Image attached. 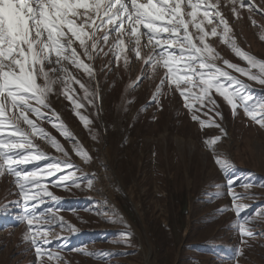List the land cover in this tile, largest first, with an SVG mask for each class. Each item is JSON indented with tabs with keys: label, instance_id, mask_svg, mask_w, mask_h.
<instances>
[{
	"label": "snow or ice",
	"instance_id": "1",
	"mask_svg": "<svg viewBox=\"0 0 264 264\" xmlns=\"http://www.w3.org/2000/svg\"><path fill=\"white\" fill-rule=\"evenodd\" d=\"M231 31L219 4L211 0H0V175L15 177L18 188V199L0 205V216L15 213L18 223L26 224L23 241L34 251L33 264H60L59 249L67 238H50L55 228L78 231L58 216L60 198L50 186L68 189L84 184L91 189L95 179L74 163L73 154L86 162L92 157L52 107L50 97L63 95L95 140L104 90L93 62L101 53L105 57L111 53L113 60L123 58L127 66L129 55L134 54L137 61L142 60L145 73L159 78L157 94L152 97L157 104L161 89L167 88L179 94L191 119L201 128L215 126L224 131L209 115L222 120V106H228L234 117L242 111L264 127V92L257 97L241 78L264 85V59L241 49ZM217 36L246 66L225 58L209 43V37ZM111 63L105 65L108 72ZM70 67L82 70L87 79L74 76ZM141 79L137 77V82ZM47 125L63 137L67 147ZM219 139L205 140L225 174L221 191L209 202L224 194L230 197L231 205L214 215L233 211L236 220L229 227L247 244V238L255 235L254 223L264 221V209L253 217L241 215L250 207L244 201L251 197L235 191L237 178L230 174L234 165L213 147ZM41 141L59 155L46 153ZM89 210L107 222L123 225L122 238L133 236L131 225L107 200L93 201ZM54 239L61 243L49 250ZM79 251L86 256L101 255L85 248Z\"/></svg>",
	"mask_w": 264,
	"mask_h": 264
},
{
	"label": "rangeland",
	"instance_id": "2",
	"mask_svg": "<svg viewBox=\"0 0 264 264\" xmlns=\"http://www.w3.org/2000/svg\"><path fill=\"white\" fill-rule=\"evenodd\" d=\"M211 2L219 4L238 46L264 59V0ZM217 31H222V26ZM209 43L225 58L246 66L219 36L209 37ZM109 60L111 72L105 67ZM93 67L104 90L95 140L63 95L50 97L52 107L92 157L86 162L73 154L74 163L83 174L95 176L91 189L84 184L80 188H49L60 198L58 216L78 230L57 227L51 234L50 238H67L59 249L60 264H264V221L254 223L255 235L243 244L238 232L229 227L235 224L234 212L214 215L230 206L231 200L224 194L209 202L221 191L225 174L215 163L212 149L205 145L206 139L220 137L213 147L234 165L230 174L237 178L235 191L251 197L244 201L250 207L241 215L253 217L264 209V127L242 111L234 117L228 106H222V120L209 115L224 131L215 126L201 128L191 119L179 94L167 88L161 89L157 104L152 97L157 94L159 78L145 73L142 60L137 61L134 54L125 66L123 58L116 62L111 53L107 57L101 53ZM69 71L87 79L82 70L70 67ZM137 77L142 79L137 82ZM241 78L257 97L264 92V85ZM72 87L79 89L77 84ZM46 128L68 146L55 129ZM40 143L46 153L59 155L50 145ZM17 191L15 177L0 175V205L17 200ZM104 200L131 225V238L121 237L123 225L107 222L89 210L93 201ZM25 231L26 224L18 223L15 213L0 216V264H33L36 257L23 241ZM58 243L61 241L54 239L49 250ZM82 248L101 255H83Z\"/></svg>",
	"mask_w": 264,
	"mask_h": 264
}]
</instances>
